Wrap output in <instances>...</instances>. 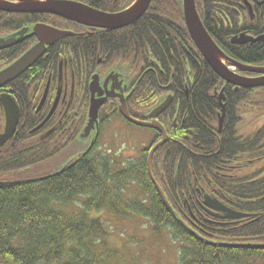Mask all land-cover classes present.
<instances>
[{
	"label": "trees",
	"instance_id": "1",
	"mask_svg": "<svg viewBox=\"0 0 264 264\" xmlns=\"http://www.w3.org/2000/svg\"><path fill=\"white\" fill-rule=\"evenodd\" d=\"M83 1L118 12L133 0ZM214 1L195 0L210 36L203 15L212 11ZM35 23L72 31L62 38L66 41L47 48L52 57L44 56L32 66L38 69L35 80L44 83L50 70L57 73L55 50L59 46L79 39L77 46L81 48L82 36L77 32L84 25L49 14L0 11V36ZM102 33L99 39L103 48L115 50L123 63L138 70L146 54V66L151 62L150 68L158 66L155 73L133 84L131 103L128 102L133 117L143 119V114H148L165 94L172 96L157 118L169 140L154 151L150 169L175 216L148 174L150 147L144 148L137 159L119 163L106 151L96 152L95 141L86 153L50 174L20 178L13 175L30 170L60 150L51 144L33 146L26 141L24 128L33 126L26 108L32 85V75L26 74L31 67L8 84L16 89L13 96L20 103L21 115L19 129L0 147V263L112 264L107 241L113 226L108 217L126 219L130 212L148 222L152 233L168 234L176 244L175 264H264V248L210 244H264V103L257 98L264 88H240L238 94L230 91L227 96L223 80L202 57L187 31L182 0H151L137 21ZM96 38L95 33L88 36L87 52L94 51ZM30 43L26 39L0 50V69L21 55ZM216 43L226 55L244 64L264 65V41L233 44L227 39ZM145 86L150 88L149 101L143 96ZM220 89L224 91L225 114L219 131L221 106L215 92ZM176 117L177 124L173 125ZM194 129L202 142L200 154L193 146ZM152 132L150 146L161 137L159 132ZM132 185L138 187L140 197L124 195ZM197 189L247 215L236 219L225 213L221 218L208 217L200 206ZM137 217L131 219L136 221Z\"/></svg>",
	"mask_w": 264,
	"mask_h": 264
},
{
	"label": "flooded vegetation",
	"instance_id": "2",
	"mask_svg": "<svg viewBox=\"0 0 264 264\" xmlns=\"http://www.w3.org/2000/svg\"><path fill=\"white\" fill-rule=\"evenodd\" d=\"M70 1L80 2L98 11L106 13H116L91 6L83 0ZM214 4L215 6L213 7L212 11L206 12V14L203 15V19L206 21L208 28L211 31L212 39H214L216 42H224V40L226 41L227 39L230 42L232 38L237 37L241 33H244L245 35L253 38L264 35V32H261L264 29V0H215ZM59 18L64 19L62 17ZM57 29L69 31L72 34V31L67 30L66 28ZM104 31L114 30L84 25L83 30L81 32H77V34H81L82 36V39H80V41L82 42L80 49H78L77 46V42L79 41V39L69 42L68 46L67 43L65 44L66 46H59V48L55 50V56L58 57L57 73H54L53 70H50L46 82L41 83L39 80H35L38 70L37 66L32 67L27 72V76L32 75V85L30 91L28 92L31 94V99L28 100L29 106L26 108L30 110L29 113L31 114L30 116H28V118L33 120V126L28 129L24 128V130L27 136L26 141L32 143L33 146H39L45 143L51 144L54 147L59 148L60 150H64V147L69 145L73 140L76 141L75 143L79 142L77 136L84 128L88 117L90 81L91 77L94 74L98 75V80L101 87L104 84V79L108 75H114L116 73L120 75L118 77V80H122L120 87L121 85H126V89L122 94L123 97H126L125 101L128 106V102L131 103L129 97L131 95V90L133 89V84L136 83V81L140 78H144L147 75L151 74V72H156V68L158 67L157 65L150 68V66L153 64L151 62L149 66H146V54L144 56V63L139 66L138 70H135L133 67H130L129 65L120 61L117 54L114 52L115 50L104 49L102 46V39H99L103 36L102 32ZM94 33L98 34V38H96L97 42L94 44V51L87 52L85 43L89 40L88 36ZM28 39L31 41V43L29 44L30 46L36 41V37H31V39ZM64 41L66 40L60 39L51 46H57ZM263 41L264 38L263 40L257 42L260 43ZM253 43L254 42L246 44ZM44 56L48 58L52 57L53 55L46 49V51L40 58H43ZM235 60L239 61L237 59ZM256 65L263 66L260 64ZM231 69L240 76H256V74L240 71L237 68L231 67ZM111 75L109 76L111 79L109 80L108 86H110L112 83L113 77H111ZM224 84L227 96H229L230 91L234 92L233 94H238V91L240 90V88H242L235 87L234 85L226 82H224ZM120 87H116L115 90L118 94L121 93ZM260 88L262 89L264 87ZM14 92H16V89L7 84L4 87L0 88V94L8 93L14 95ZM262 93H259L257 95L258 101L260 103H264V94ZM166 95L167 94H165V96ZM143 96L145 100L149 101L151 97L149 87L145 86ZM44 97V102L42 103V105H39L41 99ZM119 101L120 97L118 96L109 97L100 107L98 117L99 132L93 133L88 138H84L82 141L80 140V142H87V146L84 150L91 147L95 141L96 144H94V146H97L98 140L101 138L103 132L105 131V127L109 122L108 120L117 117L120 118L125 125L129 124L132 126V124L128 123L120 115ZM18 105L21 115L20 103H18ZM107 105L114 108L108 110V107L105 108ZM176 109L177 111H179L177 105ZM2 113L3 115H0V135L3 134L5 127V114L3 108ZM145 114H143V119L141 118V116L137 119L145 120ZM106 116H109L108 120ZM174 120L175 122L173 123V125H176L177 117ZM19 123L20 116L15 132L18 128ZM196 131L197 129H194L195 141L193 142V146L195 148V152L200 154L198 150L202 142L199 140L200 135H198ZM196 191L200 196V206L203 210V213L211 218H221L219 216L222 215L221 213H223V211H216L205 205V197H209V195L199 189H197ZM209 199L213 200L212 197H209Z\"/></svg>",
	"mask_w": 264,
	"mask_h": 264
},
{
	"label": "water",
	"instance_id": "3",
	"mask_svg": "<svg viewBox=\"0 0 264 264\" xmlns=\"http://www.w3.org/2000/svg\"><path fill=\"white\" fill-rule=\"evenodd\" d=\"M151 0H134L128 7L117 13H106L93 9L80 2L70 0H0V11L10 13H43L53 14L62 17L66 20L96 28H104L108 30L120 29L128 26L137 21L146 11ZM183 2V16L186 23L187 30L191 36L195 46L202 54L206 62L210 65L212 70L224 81L235 85L236 87L242 86L246 88H256L264 86V66H249L237 63L228 58L224 52L216 45L210 35L204 28L198 13L196 11L194 0H182ZM71 35L69 31H63L44 23H36L32 27L25 26L20 30L9 34L4 37H0V49L8 48L13 46L24 39L35 36L37 42L28 48L24 53L18 56L5 68L0 70V88L5 86L8 82L14 80L31 67L45 52L47 46H51L56 41ZM262 40L263 37H257L252 39L251 37H234L232 43H245L250 41ZM228 64L237 67L241 71L251 72L257 74L253 77L240 76L234 73L228 67ZM111 75V74H110ZM108 75L104 80V88L98 91L101 87L98 75L92 77L90 83L91 99L89 105L88 121L80 133L79 138L84 139L89 136L92 129L97 125L98 112L102 103H104L108 97H120L119 111L121 115L129 122L142 127H148L159 131L162 134V138L157 142L150 150L147 157V170L149 176L153 180L155 187L163 199L171 214L175 216L171 206L168 204L164 193L162 192L159 185L154 181V178L150 171V159L153 152L165 142L168 141V136L163 126L157 121V116L162 113L167 106L170 104L172 97L167 96L162 102L154 107L148 114L149 121H140L130 116L125 98L123 97V91L126 89V85H121L122 80H118L119 75L116 73L111 75L113 77L112 84L108 86ZM120 87L121 93L118 94L115 90L116 87ZM220 100L222 101V93L220 94ZM0 103L3 107L5 114V127L4 132L0 135V145L7 141L16 129L19 121L20 109L19 105L8 93H2L0 95ZM224 110V106L222 107ZM223 121V112L219 118V127H221ZM205 203L215 210L225 211L229 218H239L246 216L245 214L233 211L226 206L222 205L216 199H209L205 197ZM210 244L230 247V248H251V249H262L264 244L258 243H213Z\"/></svg>",
	"mask_w": 264,
	"mask_h": 264
},
{
	"label": "rangeland",
	"instance_id": "4",
	"mask_svg": "<svg viewBox=\"0 0 264 264\" xmlns=\"http://www.w3.org/2000/svg\"><path fill=\"white\" fill-rule=\"evenodd\" d=\"M220 104L223 103L221 102ZM128 125H125L120 118L114 117L111 119L99 139L96 152L108 151L119 163L137 159L142 150L148 148V144L153 139L154 133L145 128ZM75 142L73 140L69 145L64 147V150H59L52 157L36 164L30 170L20 171L13 175L20 178L27 177L28 175L50 174L56 171L63 164H66L69 159L82 152L87 146V142ZM125 191L124 195L126 197H140L139 189L134 185L128 186ZM128 213L130 218L126 219L108 217L113 226L109 231L107 241V246L112 251V258L114 259L111 263L175 264L177 259L176 244L171 242L168 234L152 233L148 222L145 223L142 218L134 216L133 213ZM131 217H137V220L134 221Z\"/></svg>",
	"mask_w": 264,
	"mask_h": 264
}]
</instances>
